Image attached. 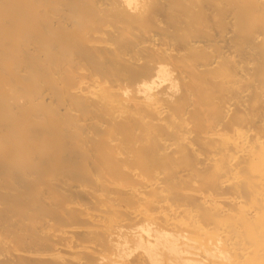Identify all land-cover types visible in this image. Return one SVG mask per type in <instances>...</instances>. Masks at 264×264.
I'll return each instance as SVG.
<instances>
[{
  "label": "bare ground",
  "instance_id": "obj_1",
  "mask_svg": "<svg viewBox=\"0 0 264 264\" xmlns=\"http://www.w3.org/2000/svg\"><path fill=\"white\" fill-rule=\"evenodd\" d=\"M0 264H264V0H0Z\"/></svg>",
  "mask_w": 264,
  "mask_h": 264
}]
</instances>
